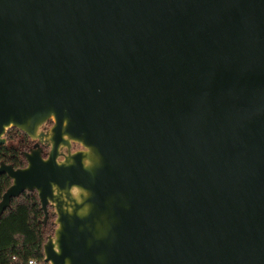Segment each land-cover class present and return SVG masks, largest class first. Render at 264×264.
<instances>
[{
    "label": "water",
    "instance_id": "95a60500",
    "mask_svg": "<svg viewBox=\"0 0 264 264\" xmlns=\"http://www.w3.org/2000/svg\"><path fill=\"white\" fill-rule=\"evenodd\" d=\"M12 127L49 264H264V0H0Z\"/></svg>",
    "mask_w": 264,
    "mask_h": 264
},
{
    "label": "trees",
    "instance_id": "16d2710c",
    "mask_svg": "<svg viewBox=\"0 0 264 264\" xmlns=\"http://www.w3.org/2000/svg\"><path fill=\"white\" fill-rule=\"evenodd\" d=\"M6 138L7 143L0 146V164L26 166L24 153L34 141L15 127L7 131ZM11 183L6 173L0 174V200ZM50 216L45 223L37 191H25L13 198L11 206L0 217V264H28L30 258H43L44 244L55 227V215Z\"/></svg>",
    "mask_w": 264,
    "mask_h": 264
},
{
    "label": "flooded vegetation",
    "instance_id": "af4514ba",
    "mask_svg": "<svg viewBox=\"0 0 264 264\" xmlns=\"http://www.w3.org/2000/svg\"><path fill=\"white\" fill-rule=\"evenodd\" d=\"M53 123H54L53 120H50V121H48L47 124L44 125V126H45V131H46V132L52 127ZM44 126H43V127H44ZM30 138H31V137H30ZM33 141H34V143L32 144V147H33L34 144L37 142V140H33ZM32 147H31V148H32ZM42 147H43V155H44V156H47L50 147H49L48 145H46V144H43V143H42ZM73 147H75V150L81 148V146H80L79 144H76V143L73 144L72 148H73ZM31 148H30V149H31ZM64 151H66V149H64Z\"/></svg>",
    "mask_w": 264,
    "mask_h": 264
},
{
    "label": "built area",
    "instance_id": "2783aa9c",
    "mask_svg": "<svg viewBox=\"0 0 264 264\" xmlns=\"http://www.w3.org/2000/svg\"><path fill=\"white\" fill-rule=\"evenodd\" d=\"M28 264H49L45 261V258H30L28 259Z\"/></svg>",
    "mask_w": 264,
    "mask_h": 264
},
{
    "label": "rangeland",
    "instance_id": "374dc122",
    "mask_svg": "<svg viewBox=\"0 0 264 264\" xmlns=\"http://www.w3.org/2000/svg\"><path fill=\"white\" fill-rule=\"evenodd\" d=\"M41 130H42V131L44 130V132H46V131H45V126L42 127ZM72 150H75V147H73ZM50 217H51V216H50Z\"/></svg>",
    "mask_w": 264,
    "mask_h": 264
}]
</instances>
